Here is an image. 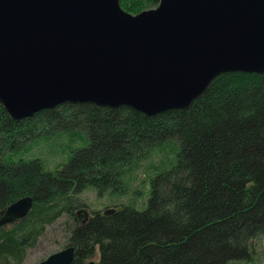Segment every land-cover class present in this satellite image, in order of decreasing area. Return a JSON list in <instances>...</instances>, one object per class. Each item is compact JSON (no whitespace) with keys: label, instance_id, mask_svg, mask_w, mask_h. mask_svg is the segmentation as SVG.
Here are the masks:
<instances>
[{"label":"water","instance_id":"1","mask_svg":"<svg viewBox=\"0 0 264 264\" xmlns=\"http://www.w3.org/2000/svg\"><path fill=\"white\" fill-rule=\"evenodd\" d=\"M228 73H264V0H158L134 15L119 0H0V106L14 122L63 104L152 118L188 108ZM32 202L2 209L0 230Z\"/></svg>","mask_w":264,"mask_h":264},{"label":"trees","instance_id":"2","mask_svg":"<svg viewBox=\"0 0 264 264\" xmlns=\"http://www.w3.org/2000/svg\"><path fill=\"white\" fill-rule=\"evenodd\" d=\"M157 3L158 0H119V6L131 15L154 8ZM240 86L255 92L251 112L244 118L232 112L231 107L226 109L229 98ZM59 107L73 106L63 104L54 109ZM54 109L14 122L0 106V142L17 136L28 121L50 115ZM122 110L129 113L116 120L115 115ZM89 115L88 121L100 129L101 137L93 139L85 153L73 156L58 176L44 171L38 159L0 165V211L24 196L44 206L64 192L69 180L75 179L77 186L84 182L81 171L87 170L92 176L93 161L111 151L109 163L120 164L116 180L106 178L103 172L94 178L103 190L114 186L122 193V169L133 161L137 150L175 135L186 142L182 150L185 158L186 149L195 141L194 135H190L202 132L208 145L205 161L194 186L193 182L187 186L188 196L178 202L174 212L169 214L165 212L167 206H161L156 184L158 165L153 169L143 209L118 211L109 216L94 212L75 227L69 245L74 250L73 260L91 250L93 238L113 239V230L117 228V241L100 246L98 264H203L219 243H223L222 248L227 247L225 257L241 255L237 245L239 234L259 229L264 223V73L219 75L188 108L152 118L124 107L93 106ZM158 150L163 157L165 152ZM173 188L177 192V187ZM35 214L36 208L32 206L26 220L33 219ZM54 219L55 216L46 218L43 226ZM109 221L111 230L107 229ZM118 230H123L122 234ZM34 235L24 223L1 229L0 264H20L25 248L34 243Z\"/></svg>","mask_w":264,"mask_h":264},{"label":"rangeland","instance_id":"3","mask_svg":"<svg viewBox=\"0 0 264 264\" xmlns=\"http://www.w3.org/2000/svg\"><path fill=\"white\" fill-rule=\"evenodd\" d=\"M237 91L234 96L229 98L226 109L231 107L232 112H237L240 118H244L247 113L251 112V99L255 92L243 86H240ZM81 105L86 106L73 104V107L54 109L50 115H39L28 121L19 130L17 136L11 139L4 138L0 142V165L15 163L19 160L38 159L42 163L44 171L58 176L60 171L68 166L73 156L85 153L91 141L96 137H101L100 129L88 121L93 105ZM128 113V110H122L115 115V118L116 120L125 118ZM192 135L195 136H193L195 141L186 149L185 158V152L182 150L186 147L184 145L186 142L175 135L155 140L137 150L133 161L122 169L120 181L123 185L122 193L118 192L119 189L114 186L103 190L101 183L95 181L94 178L100 174L99 172H103L106 173V178L116 180L120 164L109 163L111 151L108 156L102 153L103 157H97L93 161L92 176L87 170L80 172V175L86 180L78 186L75 179L69 180L70 184L63 190L64 192L44 206L32 202V206L36 208L33 219L17 222L24 223L27 230L32 229L36 235L33 245L25 248L24 258L20 264H38L50 254L69 246L73 231L82 220L81 217L77 219L75 215L79 210L83 211L88 218L94 212L102 215L109 209L113 210V213L143 209L148 199L149 181L154 175L153 169L158 165L160 172L156 184H159L157 192L161 196V206H167L165 212L169 214L174 212L178 202L181 203L182 199L188 196L186 194L187 186L191 182L194 186L195 180L198 179L208 151L204 134L202 132L192 133L190 137ZM190 137L189 139H191ZM102 141L100 142L102 143ZM159 148L165 152L163 157ZM173 187H177V192ZM54 216V220L43 226V220ZM261 225L262 227L259 229L249 231V233L245 230L239 234L240 240L237 245L241 248L239 249L241 255L232 258L225 257L227 247L225 246L224 249L221 247L223 243H219L210 251V259L204 260L202 263L264 264V223ZM11 226L4 230H8ZM111 226L112 222L109 221L107 229L111 230ZM117 229H112L113 239L108 236L93 238L91 250L80 258H74L73 263L92 262L98 264L100 246L116 242L115 239L119 237ZM118 231L121 234L123 232V230Z\"/></svg>","mask_w":264,"mask_h":264},{"label":"flooded vegetation","instance_id":"4","mask_svg":"<svg viewBox=\"0 0 264 264\" xmlns=\"http://www.w3.org/2000/svg\"><path fill=\"white\" fill-rule=\"evenodd\" d=\"M75 215H76L77 219H79V217L82 218V220H80L81 224L84 223V221H86L88 219L86 217V214L83 211H81V210L77 211ZM67 247H71V246H67ZM73 252H74V250H73ZM73 256H74V254H73Z\"/></svg>","mask_w":264,"mask_h":264}]
</instances>
